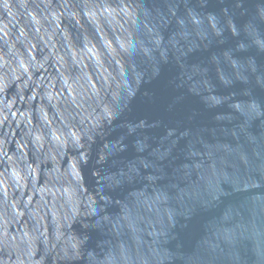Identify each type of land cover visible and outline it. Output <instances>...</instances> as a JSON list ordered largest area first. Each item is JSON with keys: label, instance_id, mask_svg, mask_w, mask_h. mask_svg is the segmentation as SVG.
I'll list each match as a JSON object with an SVG mask.
<instances>
[{"label": "clouds", "instance_id": "clouds-1", "mask_svg": "<svg viewBox=\"0 0 264 264\" xmlns=\"http://www.w3.org/2000/svg\"><path fill=\"white\" fill-rule=\"evenodd\" d=\"M0 264H264V0H0Z\"/></svg>", "mask_w": 264, "mask_h": 264}]
</instances>
